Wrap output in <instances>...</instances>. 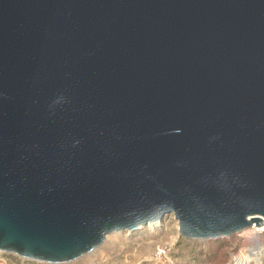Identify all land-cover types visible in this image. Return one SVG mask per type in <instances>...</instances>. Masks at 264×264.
<instances>
[{
	"label": "water",
	"instance_id": "water-1",
	"mask_svg": "<svg viewBox=\"0 0 264 264\" xmlns=\"http://www.w3.org/2000/svg\"><path fill=\"white\" fill-rule=\"evenodd\" d=\"M171 214L264 224V0H0V250L66 263Z\"/></svg>",
	"mask_w": 264,
	"mask_h": 264
},
{
	"label": "rangeland",
	"instance_id": "rangeland-1",
	"mask_svg": "<svg viewBox=\"0 0 264 264\" xmlns=\"http://www.w3.org/2000/svg\"><path fill=\"white\" fill-rule=\"evenodd\" d=\"M149 225L108 234L104 244L90 254L61 264H229L242 242L239 233L211 239H186L179 233V222L174 214L160 224ZM158 248L165 249L162 258L155 257ZM0 264L51 263L0 250ZM257 264H264V258Z\"/></svg>",
	"mask_w": 264,
	"mask_h": 264
},
{
	"label": "bare ground",
	"instance_id": "bare-ground-1",
	"mask_svg": "<svg viewBox=\"0 0 264 264\" xmlns=\"http://www.w3.org/2000/svg\"><path fill=\"white\" fill-rule=\"evenodd\" d=\"M154 223H156V221L148 225L154 226ZM261 230V227L252 225L249 228H246L239 232V236L243 237V243L235 257L237 262H241L243 264H251L250 262H247V259L249 257H252L251 259L255 263L261 262L264 255V235L261 233Z\"/></svg>",
	"mask_w": 264,
	"mask_h": 264
},
{
	"label": "built area",
	"instance_id": "built-area-1",
	"mask_svg": "<svg viewBox=\"0 0 264 264\" xmlns=\"http://www.w3.org/2000/svg\"><path fill=\"white\" fill-rule=\"evenodd\" d=\"M258 226V225H257ZM258 227H261V233L264 235V224L263 225H260V226H258ZM239 233V232H238ZM238 233H236V234H238ZM236 234H234V235H236ZM242 238V242H241V245H242V243H243V237H241ZM241 245H240V248H241ZM240 248H239V250H240ZM238 250V251H239ZM238 251H235V252H233V254H232V256H231V259H230V261H229V264H243V263H241V262H237V260L235 259V257H236V254L238 253ZM163 255H165V249L164 248H158V250L156 251V253H155V257H157V258H162V256ZM252 257H249L248 259H247V262H250L251 264H255V262L251 259ZM264 258V255H263V257H262V259ZM262 261V260H261ZM257 264V263H256Z\"/></svg>",
	"mask_w": 264,
	"mask_h": 264
}]
</instances>
